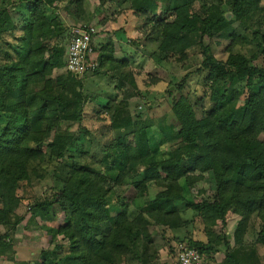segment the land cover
Here are the masks:
<instances>
[{
    "label": "trees",
    "instance_id": "obj_1",
    "mask_svg": "<svg viewBox=\"0 0 264 264\" xmlns=\"http://www.w3.org/2000/svg\"><path fill=\"white\" fill-rule=\"evenodd\" d=\"M54 1L34 0L30 4V14L21 19L26 54L0 64V204L16 208L21 201L16 195L18 183L40 178L33 162L48 164L57 159L68 166L55 194L29 207L34 215L36 211L43 215L45 235L52 246L42 249L34 262L11 264H111L113 256L125 257L124 264H140L142 227H181L184 221L178 202L195 211L205 227L217 220L225 222L232 208L241 216L233 232L237 243L241 242L246 221L254 214L263 223L258 239L264 245V67L252 62L257 53L264 57V34L254 35L258 50L251 59L240 53L229 54L224 62L205 56L202 66L208 69L212 94L210 107L200 117L187 99L180 98L173 105L179 127L157 124L155 128L148 125L138 129L133 127V116L126 109L127 101L140 94L136 79L129 69V59L114 57L109 39L100 46L96 69L81 76L89 72L97 75L101 70L111 73L114 88L122 98L119 102L109 98L101 106L111 117L114 135L98 153V159L89 161L92 156L83 140L88 130L80 127L76 134L60 123L62 99L55 85L64 88L68 81L81 76L66 69L70 31L65 47L59 43L64 40L59 21L47 18L43 12V7ZM197 1L204 15L191 10ZM223 1L176 0L170 6L172 14L159 21L160 46L168 53L174 52L189 34L220 32L244 13L260 10V0H227L229 18L222 8ZM76 2L81 14L80 0ZM9 16L8 11L0 13V38L4 26L8 31L18 26ZM229 37L236 35L231 33ZM51 38L53 44L47 43ZM62 67L65 76L60 73L53 80L46 77ZM38 80L41 89H30ZM241 82L248 95L238 103L240 93L234 84ZM78 156L85 158L83 163L76 160ZM181 179L188 188L207 182L211 193L199 200L186 199ZM151 185L158 190L152 199L142 201L141 196L149 194ZM197 191L202 194L205 189ZM111 192L121 198L115 215L108 207ZM11 215V210L0 209V224L11 226L0 236L1 253L12 244L6 238H11L15 224L22 220V216L14 214L12 219ZM53 221L56 224H51ZM59 236L67 241V250L55 243ZM186 240L210 258L213 248L209 243Z\"/></svg>",
    "mask_w": 264,
    "mask_h": 264
},
{
    "label": "rangeland",
    "instance_id": "obj_2",
    "mask_svg": "<svg viewBox=\"0 0 264 264\" xmlns=\"http://www.w3.org/2000/svg\"><path fill=\"white\" fill-rule=\"evenodd\" d=\"M34 0H0V13L10 12L9 18L18 25L14 31H8L3 27L0 38V64L5 60L24 57L27 46L22 40L21 31L22 15L30 14L29 7ZM77 0H57L52 4H44V14L47 18H56L59 26L63 28V38L60 44L66 47V40L70 28L74 25L92 26L95 51L99 52L100 46L109 39L115 49L116 59H129V69L134 73L140 94L130 98L126 103V109L133 116V127L154 126L157 124L179 127V122L174 115L173 105L180 98L187 99L193 106L196 116L200 117L204 109L210 107L212 90L207 80L208 69H205L203 61L206 55H211L224 62L229 54L240 53L251 59L253 52L258 50L253 40L255 34H264V0H260V10L244 13L242 18L228 25L220 32H212L210 35H202L201 31L189 34L185 43L176 48L174 52L161 47L159 21L165 15H171L170 6L176 0H80L82 13L79 14ZM224 0L222 8L230 18L229 5ZM57 6V7H56ZM67 9H66V8ZM65 8V9H64ZM142 8V9H141ZM145 9V11H143ZM194 10L204 15V8L199 1L193 3ZM234 33L236 37H229ZM96 36V37H95ZM53 44L54 38L46 40ZM98 52L94 55L98 56ZM252 62L264 67V57L257 53ZM65 68L54 69L50 76L52 80L57 74L65 76ZM101 70L97 75L89 74L76 80L68 81L63 88L57 86L60 92L61 127L70 132H79L80 127L88 130L84 132L85 148L91 153L89 161L98 159L100 151L113 139V131L109 114L102 107L107 99L119 102L122 96L115 90V80L111 73ZM58 76V75H57ZM40 81L34 82V86L41 89ZM61 84V83H59ZM239 89L241 103L248 95L244 83L234 84ZM62 88V89H61ZM102 106V107H101ZM98 113V114H96ZM84 130V129H83ZM151 134L154 133L150 129ZM77 132V133H78ZM76 133V134H77ZM264 135V133H263ZM171 144V143H169ZM165 144L161 145L164 148ZM98 151V152H97ZM96 155V156H95ZM102 156V153H101ZM87 157V156H86ZM83 156L76 158L83 163ZM94 167V162H90ZM40 178L31 179L29 183L20 181L17 185L16 195L21 201L15 208L9 203L0 204V209L11 210L13 215L22 216V220L12 229V244L6 252H0L1 264L11 262H34L40 258V252L48 245L45 235V221L41 213L34 212L32 204L44 198H51L63 183V178L68 172V166L64 161L53 159L50 163H32ZM109 173H114L109 170ZM186 199L199 200L211 191L207 182H202L195 187H187L183 179L180 180ZM205 189L199 193L197 189ZM116 188L115 190H117ZM158 188L149 186V194L141 196V200L147 202L152 199ZM83 197L86 195L82 194ZM207 195V196H208ZM120 197L115 192L108 195V207L110 213L115 215L120 209ZM144 204V203H143ZM177 205L181 209V217L184 224L181 227H168L163 225H149L142 227L138 252L141 255L140 264H177L175 248L178 242L186 239L209 243L212 248L210 258L203 256L206 264H264V245L260 244L258 235L262 227L260 219L251 214L246 221L245 231L241 236V242H235L237 237L233 234L241 216L229 208L225 222L217 220L213 225L202 222L198 214L186 209L182 202ZM33 213V214H32ZM61 213L57 214L60 219ZM57 221V220H56ZM56 221L51 224H56ZM12 223V221H11ZM9 227H11L9 225ZM8 225L0 224V236L9 232ZM18 234L17 240L15 235ZM218 240V243H214ZM187 241V240H186ZM9 243V242H8ZM55 243L62 244L67 250V241L61 236L55 239ZM16 254L18 256H16ZM212 258V259H211ZM125 257H111V264H124Z\"/></svg>",
    "mask_w": 264,
    "mask_h": 264
},
{
    "label": "built area",
    "instance_id": "obj_3",
    "mask_svg": "<svg viewBox=\"0 0 264 264\" xmlns=\"http://www.w3.org/2000/svg\"><path fill=\"white\" fill-rule=\"evenodd\" d=\"M95 33L94 28L87 25H74L70 29L66 69L76 76L93 71L97 67V61L92 54V41ZM175 252L178 264H206L199 250L189 246L187 241L178 242Z\"/></svg>",
    "mask_w": 264,
    "mask_h": 264
},
{
    "label": "crops",
    "instance_id": "obj_4",
    "mask_svg": "<svg viewBox=\"0 0 264 264\" xmlns=\"http://www.w3.org/2000/svg\"><path fill=\"white\" fill-rule=\"evenodd\" d=\"M95 37H96V36H95ZM94 39H95V38H94ZM94 39H93V41H94ZM95 49H96V48H95V46L93 45V53H92V54H93V57H95L94 55L98 52V51L96 52ZM18 234H19V233H17V234L15 235L16 240H17ZM16 256H18V255L16 254ZM1 263H2V262L0 261V264H1Z\"/></svg>",
    "mask_w": 264,
    "mask_h": 264
}]
</instances>
